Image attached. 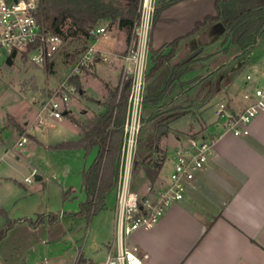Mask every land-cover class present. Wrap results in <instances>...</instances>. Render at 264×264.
<instances>
[{"label":"crops","instance_id":"crops-1","mask_svg":"<svg viewBox=\"0 0 264 264\" xmlns=\"http://www.w3.org/2000/svg\"><path fill=\"white\" fill-rule=\"evenodd\" d=\"M165 1L171 3L159 13L153 23L149 38L151 48H158L172 40L171 36L176 28L180 27L182 30L176 31L175 36L178 37L190 31L196 21L215 13V0ZM126 39L122 38L120 33L119 38L110 35L97 41L100 53L105 55L107 60L95 62L100 76L91 79L89 86L81 87L79 92L88 102L87 120L105 109L106 102L102 101L101 96L105 95L108 87L117 86L122 55L119 50L124 47ZM190 40L192 38L180 44L184 46L188 42L183 49L189 48ZM261 42L262 39H259L256 47L249 52H254L252 61L248 63L249 69L252 70L238 75L232 88L226 91L233 92V99L225 101L232 109H241L255 100L254 89L264 87V44L261 45ZM176 55L173 60L187 54L181 57ZM149 58L148 66L151 64V56ZM247 74L252 77L247 79ZM244 93H248L249 97H244ZM96 95L98 97H95ZM88 96L95 98H87ZM41 101L36 105L38 109L35 116H31L28 111L17 114L13 108L0 102V188H11L16 184L17 180L12 177L14 166L11 162L20 157L17 154L20 150L27 154L33 153L37 148L49 151L73 148L79 150L83 156L86 155L83 148L67 146L68 142L81 136V123L78 122L77 114H85V107L81 104L86 102H79L78 107L69 103L63 118L55 120L43 113L39 115ZM215 106L210 111H204L206 124L199 130L215 138L209 161L186 183L182 199L169 204L151 227H138L128 238L129 243L138 245L140 253H148L141 264H264V113L258 114L250 122L247 134L235 135L225 131L222 125L217 123ZM39 118L42 120L40 125ZM179 118L181 117L170 118L169 130L159 140V147L164 149L165 157L154 182L155 189L167 181L172 168L174 149L185 144L187 136L193 133H173ZM73 129L75 132L69 134ZM20 135H25L27 140L18 146ZM172 138L174 142L168 153ZM92 151L95 156L96 147L90 152ZM4 161L6 167L3 165ZM169 161L171 164L168 170H165ZM21 165L25 170L41 173L38 164L24 160ZM87 166L84 164L82 171ZM27 172L23 180L29 182L25 180V177L29 176ZM35 176L36 179H42L41 174ZM17 182L21 183V180ZM80 189L84 191L82 182ZM111 191H114L113 197L109 195ZM29 195L26 191L21 194L19 203L23 204V197ZM76 196V189L72 186L62 187V199ZM115 196L114 187L106 193L104 205L86 217L74 214V211L79 209L80 201L85 198L84 192V198L79 199L76 208L65 209L61 206L58 210H51L50 206H46L44 211H40L57 212L58 219L55 222L42 221L31 224L27 218H34L40 212L32 214L23 207L19 214H10V210L4 209L6 203L0 194V208L6 211L0 212V226L7 218H19L0 239V263L103 264L109 248L115 250L117 246L114 223ZM78 220L94 222L92 231L80 235L79 229L73 228ZM67 236L70 240H65ZM35 249L37 252L33 258H28L29 251Z\"/></svg>","mask_w":264,"mask_h":264},{"label":"rangeland","instance_id":"rangeland-1","mask_svg":"<svg viewBox=\"0 0 264 264\" xmlns=\"http://www.w3.org/2000/svg\"><path fill=\"white\" fill-rule=\"evenodd\" d=\"M158 3L159 0L157 1L156 6ZM69 25L70 23L66 22L62 27V35L64 37L63 44L52 59V66L50 67V70H48L45 63L35 64L29 62L28 60H23L19 56H13L4 62L0 60L1 103L13 108L17 114L28 111L31 116H35L38 109L36 106L38 102L40 100L47 99L52 89L61 81L66 80V78H70V76L72 77L73 74L71 73L74 70L76 61L85 51L89 41L88 38L86 39L80 33L69 35L67 32ZM99 25L106 27L105 33L100 38H106V36L110 35L119 38L120 33H122V38H127L124 47L119 50L122 55H120V71L116 84L118 85L124 73V54L127 52L129 46L135 45L136 34L134 28L130 32L129 28L125 26L120 27L117 22L110 24V21L106 20L100 21ZM176 31L179 32L182 30H180V27L176 28L171 38L177 36H175V33H177ZM201 34L202 33L196 35L189 41V48H187V50L186 48L183 49V47L186 46L188 42L187 44H184V46L183 44L180 45L177 49L176 55L177 57H181L201 47L200 52H197L196 54L199 63L197 69L187 72L182 77L184 79L196 77L195 80L189 84H177L173 91L164 98L163 102H161L162 105L159 104L160 106L156 105L152 107L155 108V111H160V114L155 120L146 124L147 127L150 123L158 119L165 121L173 117L178 112H182L181 110H173L168 114L163 113L162 111L167 108L177 105H187L189 103H203L200 107L191 105L186 112L184 111L180 116L181 118L176 121L177 123L173 129V133L176 134L187 131L194 133L203 129V125L206 124V120L203 117L204 111H210V109L214 105H217L220 100L228 102V100L233 99L231 95L233 92H226L227 89L232 88L234 83L233 81H235V78L238 75L242 74L244 71L250 72V70H252L249 69L248 63L249 61H252L254 52L245 55L242 59H238L236 58V48L232 46L230 48L223 49L224 44H222V28L220 25L213 26L208 29L207 33ZM260 39H262L261 45H263L264 36ZM95 47L96 51L92 60L89 64L82 65L77 73L78 81L80 82L81 87L89 86L88 83L91 79H94L95 76H100L97 68L95 67V62L98 60H107V58H103L105 55L100 53L97 42ZM149 57V53L147 52V67L150 63ZM129 66L131 69L134 68L135 62L130 60ZM166 75L167 70L164 68L161 71V84L164 82ZM158 79L160 78L158 77ZM73 83L76 84L74 81ZM188 85H191V87L187 88ZM115 87V85L108 87L105 91V95L101 96L104 103L109 100ZM79 92L80 89L77 87L76 93H71L69 99V103L77 105V107L79 102H86V99L82 97L83 95ZM87 93L91 94V92ZM89 97L90 96L87 98ZM95 97L98 96L96 95ZM95 97L90 98L94 99ZM227 102L225 103L229 105ZM87 103L88 102L81 104V106L85 107V114H81V112L77 114V117L79 118L78 122L81 123V129L92 118L91 117L87 120L89 115L87 114L89 109ZM144 107V105L141 106V112ZM156 107L159 109L156 110ZM75 130H71L69 134H73ZM146 142L147 140L145 143ZM172 142H174V138L170 139L168 153L170 150L169 148H172ZM138 153L141 155H148L146 159L151 162L155 159H161V157L165 154L162 147H160L159 150H153L147 146L140 147ZM17 154L20 157L15 159L14 162H11V165L14 166L12 177L17 181L20 179L21 183L15 181L16 184H14L11 188H0V194L4 197L3 202L6 203V207L4 208L5 210H10V214H19L23 211L24 207L26 210H30L33 214L34 212L44 211L46 206H50L51 210H58L61 206L65 209L76 208V206H78L79 199L84 198V191L80 189L81 171L84 164L87 166L92 161L94 156L93 151L83 156L79 150L73 148L50 151L43 148H37L33 153L23 154L20 150ZM24 160L29 161L32 164H38L41 173L25 170L21 165V162ZM170 164V161L167 162V168L165 167V170H168ZM3 165H7L5 161L3 162ZM26 172L31 176V181L29 182L23 180ZM36 174H41L42 179H36ZM13 179L11 180L12 182ZM135 180L136 186L134 190L137 191L140 196L147 195L155 189V184L150 182L144 172L138 173ZM69 186L76 189L77 196L74 198L67 197L66 199H62V187ZM25 191L30 193V195L23 197L25 201L23 204H20L19 199L22 198L21 194L23 195ZM109 195L110 197H113L114 191H111ZM5 210L0 208V212H6ZM93 226L94 222L91 223V221L87 220H78L73 228H78L79 234L85 235L89 232V230L92 231ZM69 238L70 237L67 236L65 240H70ZM36 252V249L29 251L27 257H30V259L33 258ZM38 264H41V262Z\"/></svg>","mask_w":264,"mask_h":264},{"label":"trees","instance_id":"trees-1","mask_svg":"<svg viewBox=\"0 0 264 264\" xmlns=\"http://www.w3.org/2000/svg\"><path fill=\"white\" fill-rule=\"evenodd\" d=\"M171 1L159 0L155 8L153 23L159 13L167 7ZM215 13L206 15L202 20L195 22L193 28L183 35L162 44L158 48H151V64L147 67L144 79L145 87L142 103L145 106L140 115V127L137 134V148L133 157L130 171V186H136V176L144 172L153 184L159 174L164 156L161 159L148 161V155L138 153L139 148L147 146L153 150H159V140L169 130L170 120H156L160 111L156 105H162L164 98L169 95L177 84L192 83L196 77L188 79L183 75L199 65L197 52L200 48L188 53L186 56L173 60L178 46L184 41L207 31L209 28L220 25L222 28L223 49L236 48V58H243L252 51L264 35V0H215ZM139 0H38L35 17L45 30L62 38V27L66 22L69 35L80 33L88 38L89 30L98 25L100 21L118 23L120 27H127L131 32L138 21ZM25 60V54L23 55ZM50 70L52 60L45 61ZM167 70L164 82L161 84V71ZM199 76V75H197ZM158 77L160 79H158ZM81 90L78 76L70 78ZM131 75L125 74L120 83L115 87L109 100L105 103V109L95 114L82 128V133L76 140L67 143L68 147L83 148L85 154L96 147V153L90 164L83 169L81 182L85 192V198L80 201L79 209L74 214L90 216L104 205V198L108 191L116 186L121 162V147L123 141L124 123L128 111V98L131 86ZM154 84V86H153ZM188 85L187 88H190ZM203 103L177 105L163 110L178 112L171 118H177L191 105L200 107ZM159 105V106H160ZM147 142L145 143V141ZM19 218H7L0 226V239L6 231ZM31 224L46 221L55 222L58 219L56 212H40L34 218H27Z\"/></svg>","mask_w":264,"mask_h":264},{"label":"built area","instance_id":"built-area-1","mask_svg":"<svg viewBox=\"0 0 264 264\" xmlns=\"http://www.w3.org/2000/svg\"><path fill=\"white\" fill-rule=\"evenodd\" d=\"M156 3L157 0H139L138 21L134 26L136 42L134 46H129L124 54L123 75L130 74L132 80L123 129L120 171L115 186L114 223L117 246L115 250L109 248L103 264H141L147 258L148 253H140L138 245L128 242L129 236L138 227H151L169 204L182 199L186 183L194 178L197 170L206 165L213 152L215 138L202 131H196L187 136L185 144L174 149L172 168L166 183L144 196H140L130 186V171L137 148L143 105L146 54L149 53V38ZM37 7L38 0H0L2 62L13 56L22 58L25 54V60L43 64L47 60H52L61 48L63 38L45 30L37 21L35 17ZM105 31L106 27L99 24L89 30V43L76 61L71 74L77 75L82 65L89 64L96 51V42ZM130 60L135 62L132 69L129 66ZM250 77L252 75H246L247 79ZM70 78L61 81L52 89L47 99L41 101L39 115L43 113L55 120L63 118L64 111L69 108L71 93H76L77 88ZM254 94L255 100L238 110L232 109L223 101L219 102L214 109L217 123H220L225 131L235 135L247 134L250 122L258 114L264 113V87H256ZM244 97L248 98L249 94L244 93ZM41 123L42 120L39 118L38 124ZM26 140L25 135H20L17 145L21 146ZM25 180L30 181L31 176H26Z\"/></svg>","mask_w":264,"mask_h":264},{"label":"water","instance_id":"water-1","mask_svg":"<svg viewBox=\"0 0 264 264\" xmlns=\"http://www.w3.org/2000/svg\"><path fill=\"white\" fill-rule=\"evenodd\" d=\"M64 113H66V111H64ZM38 176V175H37Z\"/></svg>","mask_w":264,"mask_h":264}]
</instances>
